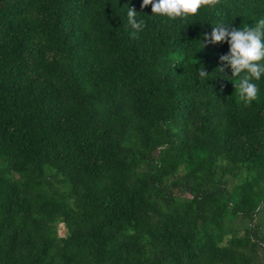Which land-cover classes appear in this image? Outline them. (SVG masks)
I'll use <instances>...</instances> for the list:
<instances>
[{
    "label": "trees",
    "instance_id": "trees-1",
    "mask_svg": "<svg viewBox=\"0 0 264 264\" xmlns=\"http://www.w3.org/2000/svg\"><path fill=\"white\" fill-rule=\"evenodd\" d=\"M141 3L0 0V264H264V76L199 43L264 0Z\"/></svg>",
    "mask_w": 264,
    "mask_h": 264
},
{
    "label": "clouds",
    "instance_id": "clouds-1",
    "mask_svg": "<svg viewBox=\"0 0 264 264\" xmlns=\"http://www.w3.org/2000/svg\"><path fill=\"white\" fill-rule=\"evenodd\" d=\"M220 0H142L140 8L151 6L152 15H162L169 20H188L198 14L203 5L215 9ZM134 7H127V20L131 28L142 30L143 19L137 20ZM134 35V33H133ZM227 43L228 51L219 56L220 65L217 69L224 73L225 68L231 70L232 77H239L233 84L238 95L246 105L259 98V86L253 80L264 76V18H260L254 26L233 27L232 24L220 22L214 25L210 34H204L201 49L207 44ZM247 70V71H245ZM198 75L205 80L210 73L202 66Z\"/></svg>",
    "mask_w": 264,
    "mask_h": 264
},
{
    "label": "rangeland",
    "instance_id": "rangeland-1",
    "mask_svg": "<svg viewBox=\"0 0 264 264\" xmlns=\"http://www.w3.org/2000/svg\"><path fill=\"white\" fill-rule=\"evenodd\" d=\"M58 232L61 234L64 232V228L61 224H58Z\"/></svg>",
    "mask_w": 264,
    "mask_h": 264
}]
</instances>
